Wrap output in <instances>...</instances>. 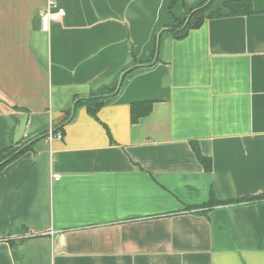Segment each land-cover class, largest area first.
Returning a JSON list of instances; mask_svg holds the SVG:
<instances>
[{"label":"crops","instance_id":"1","mask_svg":"<svg viewBox=\"0 0 264 264\" xmlns=\"http://www.w3.org/2000/svg\"><path fill=\"white\" fill-rule=\"evenodd\" d=\"M48 1L0 0V264H264V198L208 206L264 195V0L182 38L202 0Z\"/></svg>","mask_w":264,"mask_h":264},{"label":"trees","instance_id":"2","mask_svg":"<svg viewBox=\"0 0 264 264\" xmlns=\"http://www.w3.org/2000/svg\"><path fill=\"white\" fill-rule=\"evenodd\" d=\"M259 11L260 9H256L254 7L253 0H202L196 7L191 9L187 21V17L182 20L174 17V23L172 24L171 31L176 38H182L187 34L188 30L199 27L205 19L247 15ZM76 103L84 104L89 115L97 118V112L103 106L104 97L103 95H93L87 98L78 99ZM151 108V101L132 103L130 106L131 122H137L140 117L147 115L151 111ZM57 130L58 129H54L53 133H56ZM30 147L31 143L25 144L20 141L18 144H13L0 150V170L8 163L23 155L30 149ZM195 153L197 158L205 165L206 169L209 168V163L201 156L197 148H195ZM260 198H264V195L229 201H210L208 206L253 201Z\"/></svg>","mask_w":264,"mask_h":264},{"label":"built area","instance_id":"3","mask_svg":"<svg viewBox=\"0 0 264 264\" xmlns=\"http://www.w3.org/2000/svg\"><path fill=\"white\" fill-rule=\"evenodd\" d=\"M64 15L65 9L49 0L46 8L40 13L41 29L48 31L51 23L58 21ZM54 179H58V176H54Z\"/></svg>","mask_w":264,"mask_h":264},{"label":"water","instance_id":"4","mask_svg":"<svg viewBox=\"0 0 264 264\" xmlns=\"http://www.w3.org/2000/svg\"><path fill=\"white\" fill-rule=\"evenodd\" d=\"M188 18H189V15L187 16L186 21L188 20ZM27 117H28V115L26 113L23 114L22 119H21V121H20V123H19V125L17 127V130H16V132L14 134V138H13V143L14 144H18L22 140V134H23V130H24L25 124L27 122Z\"/></svg>","mask_w":264,"mask_h":264},{"label":"rangeland","instance_id":"5","mask_svg":"<svg viewBox=\"0 0 264 264\" xmlns=\"http://www.w3.org/2000/svg\"><path fill=\"white\" fill-rule=\"evenodd\" d=\"M261 5L264 6V3H260V4H258V5L255 4V6H261Z\"/></svg>","mask_w":264,"mask_h":264}]
</instances>
